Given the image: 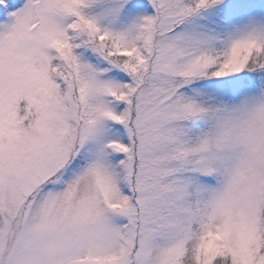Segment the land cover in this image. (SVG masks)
<instances>
[{"label":"snow or ice","instance_id":"snow-or-ice-1","mask_svg":"<svg viewBox=\"0 0 264 264\" xmlns=\"http://www.w3.org/2000/svg\"><path fill=\"white\" fill-rule=\"evenodd\" d=\"M0 264H264V0H0Z\"/></svg>","mask_w":264,"mask_h":264}]
</instances>
